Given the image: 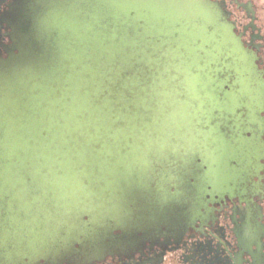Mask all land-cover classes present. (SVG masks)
I'll return each mask as SVG.
<instances>
[{
	"label": "water",
	"instance_id": "water-1",
	"mask_svg": "<svg viewBox=\"0 0 264 264\" xmlns=\"http://www.w3.org/2000/svg\"><path fill=\"white\" fill-rule=\"evenodd\" d=\"M2 21L0 264L102 262L161 229L203 228L206 205L247 196L241 175L264 153V81L224 3L19 0ZM159 90L185 164L157 186ZM170 202L172 215L148 218Z\"/></svg>",
	"mask_w": 264,
	"mask_h": 264
},
{
	"label": "flooded vegetation",
	"instance_id": "flooded-vegetation-1",
	"mask_svg": "<svg viewBox=\"0 0 264 264\" xmlns=\"http://www.w3.org/2000/svg\"><path fill=\"white\" fill-rule=\"evenodd\" d=\"M18 1L0 0V46L11 44L12 30L2 18L11 14ZM215 1L225 4L237 36L244 48L255 55L258 71L263 74L260 81H264V26L255 5L246 0ZM260 105L261 123L264 100ZM260 139L264 144V136ZM259 157L260 168L241 175V186L243 191L246 187L247 196L242 197L238 194L243 192L236 191L216 205L204 206L203 228L197 224L178 237L161 229L156 240L145 241L138 250L127 255L115 253L93 264H264V153ZM256 186L260 188L255 189ZM206 215L208 218H204Z\"/></svg>",
	"mask_w": 264,
	"mask_h": 264
},
{
	"label": "rangeland",
	"instance_id": "rangeland-1",
	"mask_svg": "<svg viewBox=\"0 0 264 264\" xmlns=\"http://www.w3.org/2000/svg\"><path fill=\"white\" fill-rule=\"evenodd\" d=\"M246 1H251L253 2V4L256 7V11H257V15L260 19L261 24L264 26V0H246ZM233 12L236 13L235 8L231 9ZM155 103H156V113H154L153 118L154 120L160 121L158 123H160V133L164 135V137H166L167 140V145L166 146H161L159 145L157 147L158 150V157L156 158V161L159 163L160 162V173L157 174L155 176V184L158 186L161 185L162 181L164 180H168L171 181L175 175L173 173V169L176 167H181L185 164V162H181L180 164L178 163V160L176 158L175 152L172 149V144H171V137L173 136V132L171 131V125H172V115L173 112L171 110V108H169V110H167V107L170 106V103L172 102V98L169 96H166V94L164 93V91L159 90L158 93L155 96ZM192 162L191 159H189L187 161ZM132 195V194H131ZM130 195V196H131ZM148 196H152V192L150 189H148ZM158 200H161L162 202L166 201V200H173L171 195L165 196L164 194L161 193V195H157L156 196ZM166 198V199H165ZM132 200H135V203L138 205V201H139V191H137L131 198ZM164 200V201H163ZM160 202V201H159ZM149 208H151L148 205ZM137 210H139V208H137ZM173 204L170 202L168 203V205H154L149 213L147 214L148 218L151 217H155L157 214L164 216L165 214H169L172 215L173 214ZM118 218V217H117ZM118 220H122V222H120L121 226H123V230H127V228L129 227V225L131 224H138L139 225V217L137 215H134L130 218L131 223L128 225V221L123 220V219H119ZM114 229V227H108L106 229V235H108L109 237H112L113 233L111 232ZM168 261V260H167Z\"/></svg>",
	"mask_w": 264,
	"mask_h": 264
}]
</instances>
